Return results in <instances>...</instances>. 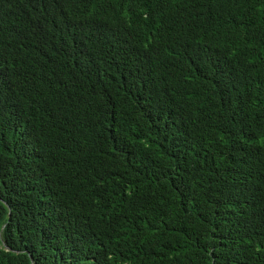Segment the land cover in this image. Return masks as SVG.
Returning <instances> with one entry per match:
<instances>
[{"label":"trees","instance_id":"trees-1","mask_svg":"<svg viewBox=\"0 0 264 264\" xmlns=\"http://www.w3.org/2000/svg\"><path fill=\"white\" fill-rule=\"evenodd\" d=\"M0 264H264V0H0Z\"/></svg>","mask_w":264,"mask_h":264}]
</instances>
